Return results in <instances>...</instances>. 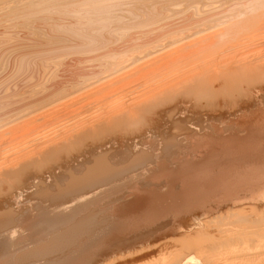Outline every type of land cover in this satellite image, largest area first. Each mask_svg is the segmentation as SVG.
I'll list each match as a JSON object with an SVG mask.
<instances>
[{
  "label": "bare ground",
  "instance_id": "obj_1",
  "mask_svg": "<svg viewBox=\"0 0 264 264\" xmlns=\"http://www.w3.org/2000/svg\"><path fill=\"white\" fill-rule=\"evenodd\" d=\"M168 215L155 264H264V0H0V264L126 259Z\"/></svg>",
  "mask_w": 264,
  "mask_h": 264
},
{
  "label": "rangeland",
  "instance_id": "obj_2",
  "mask_svg": "<svg viewBox=\"0 0 264 264\" xmlns=\"http://www.w3.org/2000/svg\"><path fill=\"white\" fill-rule=\"evenodd\" d=\"M7 24L9 23V22H6ZM11 23V22H10ZM11 25V24H10ZM19 27H20V25H18ZM249 115H247V117H248ZM203 125L204 126H206V129H204V130H197V133H198V135L199 136H205V135H208V134H210V130H211V128H208V125H209V121H207V115H205V114H203ZM233 119H235V118H228L227 117V119L226 118H224V119H221L220 121H214V122H212V124H214V125H216L219 129H221V128H225V127H228L229 125L231 126V125H233V123H232V120ZM223 124V125H222ZM221 125V126H220ZM191 126V125H190ZM164 127H166L165 125L164 126H161L160 127V131H162V130H164L163 128ZM192 127V126H191ZM211 127V126H210ZM232 127H236V126H232ZM193 128L194 129H197V128H195L194 126H193ZM175 129V128H174ZM174 129L172 128V125L169 123V134H172V133H174V132H178V130L177 131H174ZM173 131V132H172ZM179 133V132H178ZM228 134V132H226V134H224V135H227ZM240 134H243V133H240ZM158 139H160V136H158L157 137ZM119 149V148H118ZM56 174H59V172L57 171L56 172ZM53 182V180H51V179H48L47 180V184L49 185V184H51ZM32 190V189H31ZM31 190H28V192L26 193L28 196L30 195V194H32L33 192H30ZM24 198H26V196L24 197ZM37 201H39V199L37 198V197H34L33 199H31V202H24L23 203V205H24V207H28V206H30V205H32V204H35ZM44 203H46V202H44ZM47 204V203H46ZM103 205V206H102ZM91 209H95V210H97V211H101L99 214H98V219L99 220H102V219H104V218H107L108 216H109V213H107L108 211H110V204H106V202H105V200H103V201H101V202H99L98 204H96V205H92L91 206ZM105 209H106V211H105ZM198 212V214H201V212H200V210H198L197 211ZM172 219H174V217L172 216V215H168V216H162V217H159L158 218V220H157V222H155V223H153V224H151V225H149V226H147V227H145L142 231H137V232H133V233H131V234H150V235H148L147 237H149V239L148 240H146L145 242H144V246L143 247H145L147 244L148 245H152V244H155V243H160L161 241H162V247H160V248H162L161 250V252H160V248H156V249H154L153 247H150V249H152L150 252H149V248L148 249H146V250H143V251H141L142 253H134V254H132L131 256L129 255V257H131V258H129L128 257V255H126L125 257H126V259L124 258V256L123 257H121V258H119V259H116V260H114L113 262L111 261L113 258H115L116 256H118V255H116V254H112V255H110V256H108V258H109V260H106V261H104V260H101L99 263L100 264H137V262L139 263V264H141V262L143 263H145V261L146 260H148L147 262H146V264L148 263V264H155V263H157L158 262V260H159V258H160V253H163V252H166V250L168 251V250H170L171 248H172V246H177V245H179V242L177 241L178 239H179V237H181V233L183 232V231H181V230H178V229H180V228H178V226L177 225H174L173 223H172ZM166 221H170L171 223L169 224V225H164L163 223H165ZM191 223V222H190ZM164 225V226H163ZM156 226V227H155ZM161 226V228H159V229H156L157 227H160ZM163 226V227H162ZM216 226V225H215ZM215 226H213L211 229H215L216 227ZM152 229H154V231L153 232H149V230H152ZM180 231V232H179ZM179 233V234H178ZM170 237V241H171V243H170V241H169V243H168V240L169 239H167V238H169ZM171 237L173 238V239H171ZM175 237V238H174ZM178 237V239L176 240V238ZM166 238V239H165ZM166 242H165V241ZM154 242V243H153ZM164 242V243H163ZM174 242V243H173ZM166 243V244H165ZM164 244V245H163ZM166 246V247H165ZM170 247V248H169ZM138 248H142V247H138ZM137 248V249H138ZM164 248H166V249H164ZM169 248V249H168ZM19 250H16V251H14L13 252V254H16L17 252H18ZM135 251H136V249H135ZM134 250H132L131 252H135ZM146 251V252H145ZM122 252H123V254H126L125 252V250H122ZM121 252V253H122ZM144 252V253H143ZM147 252H149V254L147 253ZM152 252H154V253H152ZM147 253V254H146ZM122 254V255H123ZM141 254V255H140ZM142 254L144 255V256H142ZM115 256V257H112V256ZM133 255H134V257H133ZM147 255H148V257H150V256H152V257H150V258H148L147 257ZM197 256L199 255V253H197L196 254ZM196 255H195V253L193 254V257H194V259L195 260H193L192 261V264H199L202 260H199L198 259V257H196ZM138 256V257H137ZM146 257V258H145ZM2 258V256H0V259ZM107 258V259H108ZM122 258H124V259H122ZM127 258H129V259H127ZM138 259V260H137ZM143 259V260H142ZM205 258H203V261L200 263V264H205V260H204ZM151 262H150V261ZM200 261V262H196V261ZM47 261H49V262H47ZM46 262H45V260H44V262L46 263V264H52V262H55L54 260L52 261V260H47ZM50 261H52L51 263H50ZM105 263H104V262ZM110 261V262H109ZM116 261H118V262H116ZM123 261V262H122ZM36 262H38V263H40L41 262V264L43 263V264H45L44 262H43V260H40V261H36ZM36 262H34L35 264H38V263H36ZM125 262V263H124ZM131 262V263H130ZM98 263V264H99ZM143 263V264H144Z\"/></svg>",
  "mask_w": 264,
  "mask_h": 264
}]
</instances>
